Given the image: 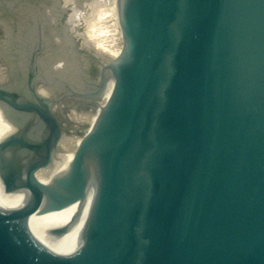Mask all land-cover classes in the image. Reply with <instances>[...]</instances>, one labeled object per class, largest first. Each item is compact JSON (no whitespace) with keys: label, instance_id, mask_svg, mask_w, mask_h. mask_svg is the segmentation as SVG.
<instances>
[{"label":"water","instance_id":"water-1","mask_svg":"<svg viewBox=\"0 0 264 264\" xmlns=\"http://www.w3.org/2000/svg\"><path fill=\"white\" fill-rule=\"evenodd\" d=\"M117 5L123 51L89 80L99 96L113 71L114 88L47 185L35 170L64 137L55 78L36 60L22 84L0 88L16 126L0 143V177L7 193L27 192L16 211L0 204V264H264V0ZM92 176L84 240L38 243L32 222L79 199L51 229L69 230Z\"/></svg>","mask_w":264,"mask_h":264},{"label":"rangeland","instance_id":"rangeland-1","mask_svg":"<svg viewBox=\"0 0 264 264\" xmlns=\"http://www.w3.org/2000/svg\"><path fill=\"white\" fill-rule=\"evenodd\" d=\"M0 14V28L8 32L9 49H5L11 53V61L19 59L20 51L25 54V61L29 62L22 68L25 73L36 60L40 62L41 57L48 55L47 49L53 48L62 64L48 70L39 66L38 71L57 79L54 84L62 99L56 105L61 108L58 115L64 138L82 137L92 127L89 118L97 114L101 102L95 93L90 94L95 86L89 80L98 79L100 60L105 62L102 56L113 59L111 53L121 45L110 0H0ZM13 66L9 69L10 78L14 77ZM4 70L0 65V81Z\"/></svg>","mask_w":264,"mask_h":264},{"label":"bare ground","instance_id":"bare-ground-1","mask_svg":"<svg viewBox=\"0 0 264 264\" xmlns=\"http://www.w3.org/2000/svg\"><path fill=\"white\" fill-rule=\"evenodd\" d=\"M110 2H111V10L113 12V16H114V19L116 21V25H117L118 30H119V38H120V42H121V45L119 46V48L116 51H114V53L113 52L111 53L112 58L114 59L118 54H120L123 51L125 36H124V31H123V28L121 25L119 13H118V5H117L118 0H110ZM0 15H3V14H0ZM6 17H7V15H6ZM0 21H2V20H0ZM1 24H2V22H1ZM72 32H75V30H73ZM18 46H19V44H18ZM13 48L11 46L10 50L11 49L13 50ZM8 49H9V47H8ZM52 49H50V50L47 49L48 55L40 58V64L39 65L42 69L46 68L45 70H48L47 68L50 69L56 65L62 64L61 60L59 61V59H57V56ZM106 52H104V53H106ZM18 53H19V51H18ZM107 53L109 54V52H107ZM6 55L8 56V54H6ZM3 56H4V54H3ZM14 57H16L15 54H14ZM10 58L11 57H9V59ZM18 58L20 59V57H18ZM9 59L7 58V60H9ZM16 61H15V63H16ZM23 63H24V60H23ZM71 63H73V62H71ZM71 63H70V65H71ZM70 65H68L69 68L71 67ZM9 68H10V66H9ZM18 69L16 71L17 75H15V76H17V77H15L16 78L15 81H17L19 83L22 80H24L27 72L25 73L24 70H21V69L18 70ZM71 71L69 73H71V75H72ZM56 72H60V71L58 70ZM47 73H45V74H47ZM60 73H62V72H60ZM66 73H63V74H66ZM41 74H43V73H41ZM67 79H68V77H67ZM55 80L57 81V79H55ZM60 80H62V79L60 78ZM74 80L75 79H73V81ZM96 82L98 83V79L96 80ZM55 83H57V82H55ZM92 85H94V84H92ZM114 85H115V74L113 71H109V72H107L106 85L99 95L101 102L99 103V106L97 107V114L94 117L89 118V120L93 123V125L97 122L98 115L100 114V112H102L105 109L107 102L109 100V97H110L112 90L114 88ZM58 91H59V88H58ZM40 93L41 94H47L48 92H47V90H45V88L41 87ZM59 109H61V108H59ZM81 119H83V118H81ZM93 125H92V127H93ZM15 130H16L15 124L6 115V113L0 109V143L5 138H7L9 135H11ZM88 133H89V130L82 137H76L75 139L68 137V138L62 139L58 145L57 151L55 152V154L53 156V160H52L51 164H47L45 168L35 170V178L38 181H40L42 184L47 185L55 178L56 174H59L65 170H67L69 168V166L72 164V162L75 160L76 151L78 150L79 146L81 145V143L83 142L84 138L86 137V135ZM95 192H96V179L94 176H92L89 180V183H88V187H87V190L85 193V197H84V201L82 204L81 211H80L75 223L69 228V230H67L66 232H64L62 234H55L51 229L64 226L66 223H68L69 221H71L73 219L75 212L79 206V199H76L73 202H71L68 205H65L63 207L43 212V214L38 218V220L32 222V224L30 226L31 235L35 238V240L38 243L45 245L47 247H67V246L82 242L84 240V238L86 237V234L88 232L89 217H90L91 212L93 210V201H94ZM26 199H27V192H24V191L7 193L5 191V186H4L2 179L0 177V204L1 205L6 206V207L11 208V209L16 211V209L19 206H21V204H23Z\"/></svg>","mask_w":264,"mask_h":264},{"label":"flooded vegetation","instance_id":"flooded-vegetation-1","mask_svg":"<svg viewBox=\"0 0 264 264\" xmlns=\"http://www.w3.org/2000/svg\"><path fill=\"white\" fill-rule=\"evenodd\" d=\"M0 33L2 34V35H0V65H2V66H4L5 67V70H4V72H3V79H2V81H0V88H9V87H11V86H15V85H17V84H22V81L21 82H19V83H15L16 81V78L15 77H17V76H15V75H17V69L19 68V69H21L22 70V68H24V66H25V64H27V63H29V62H27V61H25V54L23 53V52H21L20 51V53H19V57H20V59L19 60H15V59H13L12 61L9 59V57H11L10 55H11V53L9 52V50H7V49H5V48H8L7 47V45H6V41H7V39H8V32H7V29H5V28H0ZM4 49V50H3ZM4 54V56L6 55V54H8V56L6 55L5 57L3 56V54ZM2 57V58H1ZM4 57V58H3ZM7 58L9 59V60H7ZM3 59V60H2ZM23 60H24V63H23ZM15 61H16V63H15ZM22 62V63H21ZM21 63V64H20ZM31 63H33V62H31ZM12 64L13 65H15V66H13V69H14V71H13V73H14V77L13 78H10V72H9V66L11 67L12 66ZM9 65V66H8ZM20 66V67H19ZM17 67V68H16ZM18 69V70H19ZM11 70V69H10ZM57 108V109H56ZM60 110L61 109H59L58 108V106L56 105V107H55V111H56V113H57V115L60 113ZM59 116V115H58ZM60 118V117H59ZM60 123H61V127H62V131H64L63 130V124H62V120H60ZM64 135V134H63ZM63 139H64V137H63Z\"/></svg>","mask_w":264,"mask_h":264}]
</instances>
